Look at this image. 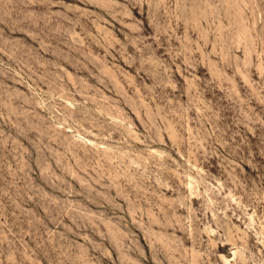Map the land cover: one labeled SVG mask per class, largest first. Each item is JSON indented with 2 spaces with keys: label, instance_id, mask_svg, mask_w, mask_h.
I'll use <instances>...</instances> for the list:
<instances>
[{
  "label": "rangeland",
  "instance_id": "374dc122",
  "mask_svg": "<svg viewBox=\"0 0 264 264\" xmlns=\"http://www.w3.org/2000/svg\"><path fill=\"white\" fill-rule=\"evenodd\" d=\"M0 264H264V0H0Z\"/></svg>",
  "mask_w": 264,
  "mask_h": 264
}]
</instances>
